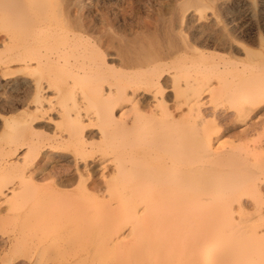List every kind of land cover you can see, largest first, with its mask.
Wrapping results in <instances>:
<instances>
[{
	"label": "bare ground",
	"instance_id": "obj_1",
	"mask_svg": "<svg viewBox=\"0 0 264 264\" xmlns=\"http://www.w3.org/2000/svg\"><path fill=\"white\" fill-rule=\"evenodd\" d=\"M93 2L0 0V229L23 264H230L253 225L264 264V37L216 0L106 34Z\"/></svg>",
	"mask_w": 264,
	"mask_h": 264
},
{
	"label": "rangeland",
	"instance_id": "obj_2",
	"mask_svg": "<svg viewBox=\"0 0 264 264\" xmlns=\"http://www.w3.org/2000/svg\"><path fill=\"white\" fill-rule=\"evenodd\" d=\"M200 1L209 2V0H200ZM200 1L198 0H100V1L96 0L95 1L94 0L92 4H87L81 9L78 6H73V9L74 10L80 9V12L83 15H85L86 18H88L93 24H96L97 27H99L101 31L106 32V34H111V33L117 34L119 33L120 29H122L125 30V33H127L128 35L131 33L130 37H134L138 35L140 36L145 35L144 31L146 30V27L151 29V32H155L156 30L159 31L161 28L165 29L167 27V24L170 23V21H171V28L173 29V33H179L182 30V23L181 21L177 20L176 16L174 17L175 15L174 13L179 12L180 7L182 5L188 6L191 3H197ZM216 2L218 4L220 3L219 5H222L224 3L228 5L236 4L241 8L240 9L238 7L240 10L235 13H229L230 17L233 16L232 19L234 20V22L235 23L237 22L236 24H240V22L243 23L247 19L252 20L253 29H247V27H242V28L240 27L238 29V33L243 43H245L247 46L253 49L256 50L259 49L260 37H264V18H263L264 0H216ZM193 12L195 13V9L191 7L188 9L186 13H193ZM210 13L211 12H209V14ZM237 17L240 18L237 19ZM184 26H186V24H184ZM243 28L246 29L244 30ZM1 110L2 108L0 106V111ZM21 111H23V108L20 109L18 112L21 113ZM1 112L0 114L5 113L3 110ZM18 112H11L10 114L7 112L6 114L11 115L14 113L17 114ZM0 135H1V131H0ZM105 203L106 201L104 200H101L100 202L101 205ZM106 214L107 213L105 211H101L100 209H97L95 214H93L91 217L100 220L103 219V217H106L104 216ZM250 216H252L251 218H253L251 219L252 221H249L251 222L250 225H252L253 220L257 221L259 216L257 214H250ZM236 217L240 218L241 216L237 215ZM98 226L100 227V225L95 224V226H93L92 228L95 227L98 228ZM250 227H251L250 230L252 232L248 231L245 234V237L237 236L239 238H235V240L233 241L231 240V242H233L231 244L235 246V253L230 264H253V238L251 237V234L253 233V225ZM101 228L106 229L102 226ZM261 228H264V221L261 225ZM234 234L235 233L231 231L229 232V235L233 236ZM210 235L212 234L209 231L201 233L199 235V239L202 242L205 239H207ZM30 238H31V233L25 230L12 232L10 229H0V261H1L0 264H23V261H25L27 258H25V256L22 255V253L26 252L24 251L26 248H29L27 244H29L31 240ZM92 248L90 253H93V251L96 252V249H98L99 247L97 245H94V247ZM32 263L38 264L36 260H34V262Z\"/></svg>",
	"mask_w": 264,
	"mask_h": 264
}]
</instances>
